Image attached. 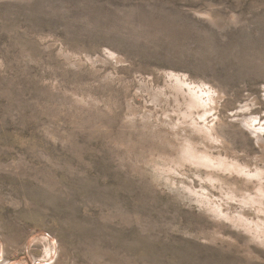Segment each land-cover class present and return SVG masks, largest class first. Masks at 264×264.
<instances>
[{
    "label": "rangeland",
    "instance_id": "374dc122",
    "mask_svg": "<svg viewBox=\"0 0 264 264\" xmlns=\"http://www.w3.org/2000/svg\"><path fill=\"white\" fill-rule=\"evenodd\" d=\"M259 186L264 0H0V264H264Z\"/></svg>",
    "mask_w": 264,
    "mask_h": 264
},
{
    "label": "bare ground",
    "instance_id": "6f19581e",
    "mask_svg": "<svg viewBox=\"0 0 264 264\" xmlns=\"http://www.w3.org/2000/svg\"><path fill=\"white\" fill-rule=\"evenodd\" d=\"M175 87H176V91L177 92H179V93H183L182 92V83H177V84H175ZM175 89V88H174ZM175 91V90H174ZM173 91V92H174ZM176 93V92H175ZM179 93H178V95H179ZM176 98V97H175ZM178 99V98H177ZM177 101H180V100H177ZM186 101H187V105L189 106V107H191V108H194L195 106H204V104H203V102L205 101V99H204V97H194V96H191V99L190 100H188V99H186ZM175 102V101H174ZM176 103V102H175ZM178 103V102H177ZM177 106V105H176ZM178 107V106H177ZM179 108V107H178ZM195 130V129H194ZM209 130H210V127L209 126H205V127H199L198 129L196 128V130H195V132L196 133H200V134H202L203 135V137L205 138V137H207L208 135H209ZM207 135V136H206ZM185 147H187V149L186 148H184V149H186V150H188V152H186L185 153V155H184V157H186V158H196L197 159V162L196 163H199V164H201L202 163V159H206L208 162H210V163H212V165H214V166H216V165H223V163H220V162H216V161H214V159L213 158H211V157H208V156H204V157H199V156H197V155H194V152H193V150L188 146V145H186ZM225 166L226 167H232V168H236V166H234V165H229V164H225ZM237 170V169H236ZM248 175V174H247ZM258 190L261 192V194H263L264 195V189L261 187V186H259V188H258ZM249 199V198H248ZM246 199V201L245 202H253V203H257V204H259L260 203V200H258V199H253V198H251V199ZM256 225H258V224H256ZM255 225V226H256ZM259 226V225H258ZM257 227V226H256ZM256 229V228H255ZM259 229V228H258ZM263 231V230H262Z\"/></svg>",
    "mask_w": 264,
    "mask_h": 264
}]
</instances>
